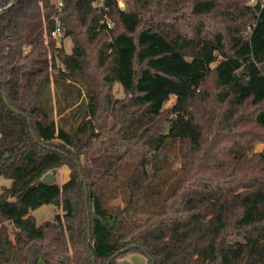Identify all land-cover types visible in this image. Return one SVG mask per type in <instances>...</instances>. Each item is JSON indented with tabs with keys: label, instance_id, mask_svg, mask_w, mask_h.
Instances as JSON below:
<instances>
[{
	"label": "trees",
	"instance_id": "16d2710c",
	"mask_svg": "<svg viewBox=\"0 0 264 264\" xmlns=\"http://www.w3.org/2000/svg\"><path fill=\"white\" fill-rule=\"evenodd\" d=\"M63 1L0 14V264H264L260 2Z\"/></svg>",
	"mask_w": 264,
	"mask_h": 264
},
{
	"label": "rangeland",
	"instance_id": "374dc122",
	"mask_svg": "<svg viewBox=\"0 0 264 264\" xmlns=\"http://www.w3.org/2000/svg\"><path fill=\"white\" fill-rule=\"evenodd\" d=\"M127 1V0H126ZM127 8L130 7L129 2L127 1ZM65 48L69 50L70 48V41L66 39V46ZM112 93L114 97H122L124 96L123 89L121 88L119 83H114L112 86ZM174 96H171L170 99L165 103V105H169L173 103ZM108 122L111 123V119L108 118ZM261 144H256L255 149L259 148ZM52 174L55 176V180L58 183H62L68 178V167L63 165L55 169V171L52 172ZM11 183V179L0 176V192L2 191V188L4 186H9ZM115 205L120 204L121 201L119 199L115 200L113 202ZM59 212L60 210L56 209V207L52 204H42L34 209H32L30 212L35 217V220L37 223H41L45 220H53L55 212ZM61 212V211H60ZM148 258L142 251H130L125 254H123L121 257L117 258L116 264H147ZM36 264H43L41 260H39Z\"/></svg>",
	"mask_w": 264,
	"mask_h": 264
},
{
	"label": "built area",
	"instance_id": "2783aa9c",
	"mask_svg": "<svg viewBox=\"0 0 264 264\" xmlns=\"http://www.w3.org/2000/svg\"><path fill=\"white\" fill-rule=\"evenodd\" d=\"M16 0H0V14H2L5 10H7ZM260 2V7L264 8V0H258ZM52 4L55 6L56 12L60 11L63 6V0H51ZM117 7L121 10H125L127 8V4L125 0H117ZM93 5L98 7L101 10H104L102 14V19L100 22L105 23L107 27L111 26V22L108 20L106 16V6L105 0H94ZM54 21V26L50 30L51 39L54 41V44L58 48H62L66 46V37L64 36L63 29L61 26V22L58 19L57 15L54 14L52 17Z\"/></svg>",
	"mask_w": 264,
	"mask_h": 264
},
{
	"label": "water",
	"instance_id": "95a60500",
	"mask_svg": "<svg viewBox=\"0 0 264 264\" xmlns=\"http://www.w3.org/2000/svg\"><path fill=\"white\" fill-rule=\"evenodd\" d=\"M2 95H3V100H4L6 103H8L6 96H5L4 94H2ZM79 172H80V169H79ZM43 180H44L45 182H54V181H55V176L52 174V172H47V173H45V174L43 175Z\"/></svg>",
	"mask_w": 264,
	"mask_h": 264
},
{
	"label": "crops",
	"instance_id": "0c3cea01",
	"mask_svg": "<svg viewBox=\"0 0 264 264\" xmlns=\"http://www.w3.org/2000/svg\"><path fill=\"white\" fill-rule=\"evenodd\" d=\"M255 0H252V2H254ZM262 145L259 146V148H257L258 150L261 149Z\"/></svg>",
	"mask_w": 264,
	"mask_h": 264
}]
</instances>
